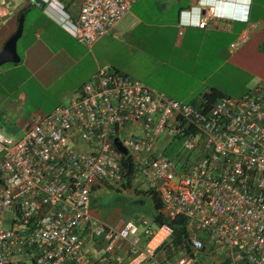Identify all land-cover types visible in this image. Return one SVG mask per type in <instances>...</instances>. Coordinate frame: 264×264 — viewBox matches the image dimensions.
Instances as JSON below:
<instances>
[{"label": "built area", "instance_id": "2783aa9c", "mask_svg": "<svg viewBox=\"0 0 264 264\" xmlns=\"http://www.w3.org/2000/svg\"><path fill=\"white\" fill-rule=\"evenodd\" d=\"M41 1H57L62 25L92 46L138 0H81L75 21ZM205 9L202 27L219 16ZM0 151V264H264V81L240 98L186 102L99 67L20 139L0 127ZM125 159L127 190H154L165 218L185 216L191 250L177 251L168 222L136 214L116 227L94 214L98 187L124 188Z\"/></svg>", "mask_w": 264, "mask_h": 264}, {"label": "crops", "instance_id": "0c3cea01", "mask_svg": "<svg viewBox=\"0 0 264 264\" xmlns=\"http://www.w3.org/2000/svg\"><path fill=\"white\" fill-rule=\"evenodd\" d=\"M60 2L65 5L64 10L70 14V20L75 21L79 15L81 0H62ZM138 2L140 1H137L132 6L130 12L117 24V26H122L121 29H134L133 25L141 24V22H143V18L133 11ZM44 3L45 2L41 1L38 5L34 0H0V52L2 51L7 40L14 33H16L19 27L20 15L22 13L25 14L24 21L26 22L27 13L33 6H38L44 14L43 20L33 18L30 20L31 31L35 32V35L39 37L38 40L41 41L43 45H46L49 49H51V46L48 45L49 41L46 38L43 39V41L40 39L44 36L53 38L54 33L63 34L67 39H72L73 41L75 40L76 42L82 44L81 41L74 37L62 25V21L53 12H50L47 10V8H45ZM54 3H56L57 6L53 4L50 5L64 14L61 8H59V3L57 1ZM209 3L217 4L222 15L219 17L209 18L205 27H202L199 25V23L201 20H203L205 16L204 14L206 13L205 6ZM63 17L64 15L61 17L62 20ZM147 25L148 27L155 26L153 23H147ZM167 25L168 28L173 26L172 24H167L165 22L163 25L158 24L157 28ZM175 27L177 28L176 36L172 40L171 50H176L177 48L181 51V53L179 51L177 53H170L167 57H164L157 52V50L161 48L160 46L163 45V42L156 41L154 35H152V37L148 36L145 38L135 36L141 40L143 45L141 47L135 48V51L137 52L134 53L139 52L138 56H150L155 61L152 65L154 67L149 69L148 74L143 79L138 78L136 73L133 72V69L135 68L134 66H130V71H124L118 66L114 67L111 65L102 64L101 60H99L95 54V51L93 50L102 38L96 41L92 46L84 47L81 45L78 49H74L63 44L60 45V47L57 48L58 50L50 51L51 53L49 57L44 56L46 58H44L39 67L32 71L25 79L17 83L14 88L8 87L9 79L1 77L3 73L0 69V127L3 134L5 133L10 137L11 135H21L26 129L31 116L33 115H29L25 111L28 95L27 91L22 88L24 84H28L30 80H35L38 85L42 87L47 85L49 88H51L60 79V75L69 70L72 63L75 65L78 61H85L86 64L83 82L74 88L75 95L80 91L81 87L86 81L93 78L99 67L108 66L109 68L111 66V69L128 74L131 77L140 80L150 88L164 92L171 98L180 101H186L189 97L198 93V96L192 102L199 100L200 98L204 97L205 94H209L214 89L207 87L201 90V87L206 84L209 76L203 78V80H199L201 77L198 76L200 71L211 70L213 63L208 58L204 59V61L201 60L199 53V55H195L197 60L193 61H198L201 63L202 65L200 66L199 63H194L192 59L183 54V48H185V46L197 47L199 48V51L202 52L203 50L200 49V46L209 43L211 46L213 45V48L206 49L205 53L212 54L213 51L218 50L220 43L218 41L211 40V35L222 37L228 35L232 36V39L228 43V47L226 44L224 52L229 51L230 46L234 44L236 34H239V36L241 35L242 38L246 36V39L250 35L252 40H256L258 38L261 39L262 37L264 38V1L190 0L187 2L185 7L180 8V14L177 18V24ZM239 27L240 29L236 32V29ZM112 32L113 31H111L109 34ZM23 34L24 29L20 38L23 36ZM198 36H202V38L195 39ZM20 38L17 41V47ZM137 43L138 42H135L136 45ZM258 44L262 46L261 41H259ZM230 53L233 57L234 51L230 50ZM58 55L60 56L58 57ZM184 60L189 67L181 66L180 63ZM226 60H228V57L225 58V61ZM50 64L53 65L49 66ZM135 66H137V64H135ZM59 67H62L61 72L53 77V74L58 70ZM122 67H125L126 69L129 68V66ZM148 79L150 82H148ZM196 79L199 80L198 83H196ZM55 107H50V110L47 112H52ZM1 154L2 156L0 157V161L3 158V153L1 152ZM108 186L112 187V185ZM124 187L127 188L125 185ZM105 192L109 195L111 194L117 196V198L121 197V193H114L110 190H106ZM131 199L135 201L137 198L135 199L132 197ZM93 212L101 220H104L116 227L122 226L123 223H125V221L131 217L125 215L123 209L116 205L103 207L99 212H96L95 210ZM136 214H138V212ZM136 214L134 213L133 216ZM93 244L97 243H90L88 247L92 246V251L94 252L95 247ZM99 245L101 246V244Z\"/></svg>", "mask_w": 264, "mask_h": 264}, {"label": "rangeland", "instance_id": "374dc122", "mask_svg": "<svg viewBox=\"0 0 264 264\" xmlns=\"http://www.w3.org/2000/svg\"><path fill=\"white\" fill-rule=\"evenodd\" d=\"M138 1L140 2H138L133 11L143 18V22H141V24L133 25L134 29H121V25L116 26L111 34H107L102 37L93 50L95 51V54L99 60H101L102 64L111 65L114 67L118 66L124 71H130V66H134L135 68L133 69V72L136 73L138 78L143 79L148 74L149 69L154 67L152 65L155 61L150 56H138L139 52L134 53L137 52L135 51V48L141 47L143 45L141 40L135 36L145 38L148 36L152 37V35H154L156 41L163 42V45L160 46L161 48L158 49L157 52L164 57H167L170 53H177L178 51L181 53V51L177 48L176 50H171V44L172 40L176 36L177 28L175 26L177 24V18L180 14V8L185 7L187 2L190 0ZM44 5L48 11L53 12L61 21H63L61 18L63 15L62 12L56 10V8H53L47 2H45ZM32 18L38 20L44 19L43 11L38 6H33L30 11H28L26 22L24 21V34L20 38L17 47L21 56V60L19 62H6L0 65L1 72L3 73L1 77L9 79V88H14L17 83L25 79L32 71L37 69L44 58H46L44 56L49 57L51 53L50 51L58 50L57 48H59L60 45L63 44L74 49H78L81 45L84 47L88 46L84 43L80 44L75 40L73 41L72 39L69 40L63 34L54 33L53 38L44 36L40 39L43 41V39L46 38L49 41L48 45L51 46V49H49L46 45H43L42 42L38 40L39 37L35 35V32L31 31L30 20ZM165 22L167 24H172L173 26L168 28L167 25L157 28L158 24L163 25ZM147 23H153L155 26L148 27ZM239 29L240 27L236 29V32ZM201 38L202 36H198L195 39ZM210 39L220 43L218 50L213 51L212 54L205 53L206 49L213 48V45L211 46L209 43L200 46V49L203 50L202 52H200L199 48L197 47L185 46V48H183V54L192 59V61L197 60L195 58L197 56L196 54L199 55L200 53L201 60L204 61V59L208 58L213 63L211 70H203L199 72L198 76L201 77L199 80H203V78L209 76L206 84L201 87V90L207 87L214 88L225 96L240 98L247 94L253 87H255V85L261 81H264L263 37L261 39L258 38L256 40H252V37L249 35L246 40H243L241 35L239 36V34H236L234 44H232L229 51L226 52H224V50L226 48V44L228 47V43L232 39L231 35L225 37L211 35ZM259 41H261L262 46L258 44ZM135 42H138L137 45ZM230 50L234 51L233 57L230 53ZM59 56L60 55H58V57ZM226 57H228V60L225 61ZM193 62L199 63L198 61ZM85 64V61H78L75 65L72 63L71 68L64 74L60 75V79L51 88H49L47 85L42 87L38 85L35 80H30L28 84H24L22 88L27 91L28 95L25 111L29 115L48 113L47 111L50 110V107L69 103L72 98L76 97L78 94L77 93L75 95L74 88L83 82L85 75ZM135 64H137V66H135ZM180 64L182 67H189L185 60ZM51 65L53 64H50L49 66ZM199 65L201 66L202 64L199 63ZM122 66H129V68L126 69ZM61 68L62 67H59L58 70L55 71L53 77L61 72ZM199 80L196 79V83H198ZM148 82H150L149 79ZM197 96L198 93L189 97L186 102H192ZM24 131L21 135H11V137L14 140H18L23 136ZM4 135L7 136L5 133ZM180 145L181 144L176 142L173 144V147H179ZM1 156L2 154L0 152V157ZM126 189L125 187H122L121 189L120 187L116 188L114 186L110 187L108 185L97 188L95 193L92 195V210L99 212L103 207H110L111 201H113L117 203L115 204L116 206L123 209L125 215L133 216V214L130 213L133 210L128 208L133 202L131 198L133 197L136 199L138 196H145L146 190L142 187L139 189H132V187L129 190ZM106 190H110L114 193H121V197L118 196L120 198L116 199L115 197L117 196L111 194L109 195L105 192ZM138 215L149 216L143 211L138 212ZM97 244H93L95 247L94 252L92 251L93 247H89V250L94 257H100L102 253L101 249L103 246L101 242ZM99 244H101V246ZM125 255L126 254L124 253V259L122 263L127 261V256L125 257Z\"/></svg>", "mask_w": 264, "mask_h": 264}, {"label": "trees", "instance_id": "16d2710c", "mask_svg": "<svg viewBox=\"0 0 264 264\" xmlns=\"http://www.w3.org/2000/svg\"><path fill=\"white\" fill-rule=\"evenodd\" d=\"M225 95L221 92L213 89L209 94H205L204 98L207 101H215L218 98L224 97ZM174 149L169 150V154L171 156L174 155ZM124 164L126 166L129 178L124 182L125 186L131 185V174L133 173V167L129 160L125 159ZM99 188V187H98ZM146 196V197H145ZM145 196H138L135 201L132 202L131 206L128 207L132 209L131 214H136L137 212L143 211L148 214L156 223L162 224L164 222H168L174 228V234L172 238V242L176 247L177 251L182 249L191 250L190 243V235L188 229V219L185 216H179L173 220H168L165 216L160 212L162 208V201L159 195L154 190H147L145 192ZM118 199L117 197H115ZM117 203L111 201L110 205H115ZM171 254V253H170Z\"/></svg>", "mask_w": 264, "mask_h": 264}, {"label": "water", "instance_id": "95a60500", "mask_svg": "<svg viewBox=\"0 0 264 264\" xmlns=\"http://www.w3.org/2000/svg\"><path fill=\"white\" fill-rule=\"evenodd\" d=\"M34 1L38 5L41 2V0H34ZM24 19H25V14L22 13L20 15L19 27H18L16 33H14L7 40L2 51L0 52V65L4 64L6 62H19L20 61L21 58H20V55H19L18 50H17V41L20 38V36L22 35ZM114 142L120 151H122L123 153H127L125 147H123V145L118 140V138H115Z\"/></svg>", "mask_w": 264, "mask_h": 264}, {"label": "clouds", "instance_id": "9594fccd", "mask_svg": "<svg viewBox=\"0 0 264 264\" xmlns=\"http://www.w3.org/2000/svg\"><path fill=\"white\" fill-rule=\"evenodd\" d=\"M217 1H220V0H217ZM218 13H219V16H221V15H222V14H221V12L219 11V9H218ZM219 16H218V17H219Z\"/></svg>", "mask_w": 264, "mask_h": 264}]
</instances>
